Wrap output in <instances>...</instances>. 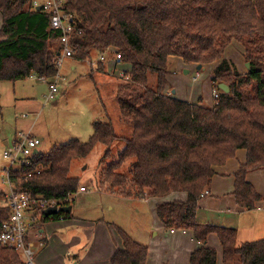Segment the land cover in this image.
I'll list each match as a JSON object with an SVG mask.
<instances>
[{"label":"trees","instance_id":"16d2710c","mask_svg":"<svg viewBox=\"0 0 264 264\" xmlns=\"http://www.w3.org/2000/svg\"><path fill=\"white\" fill-rule=\"evenodd\" d=\"M35 1L0 0V81L16 83L32 75L49 81L58 73L63 32L51 29V14L38 11ZM63 9L71 17L75 59H92L110 49L121 55L114 71L119 64L130 68L119 70L130 82L119 87L116 99L120 120L132 127V135L120 137L112 123L96 121L87 142L54 146L9 173L16 190L72 207L81 188L79 179L70 176L73 161L87 158L98 145L107 148L108 159L111 147L122 141V152L108 164L101 162L98 191L123 199L185 193L186 202L158 205L157 216L166 229L191 231L203 245L193 251L190 264H217V252L205 246L211 234L220 239L225 264H264V239L239 245L235 229L197 221L213 167L238 150H246L247 159L235 175L236 203L253 210L261 199L246 176L264 169V0H65ZM234 42L246 50L247 74L225 58ZM171 58L198 66L220 62L212 82L226 84L230 92L221 91L213 108L172 97L166 92ZM125 166L127 173L121 172ZM38 168L42 171L35 174ZM29 173L34 175L28 178ZM44 213L39 224L71 217ZM9 216V208L0 207V225ZM118 232L123 248L111 264H146L147 246ZM0 264L26 263L16 250L0 245Z\"/></svg>","mask_w":264,"mask_h":264},{"label":"crops","instance_id":"0c3cea01","mask_svg":"<svg viewBox=\"0 0 264 264\" xmlns=\"http://www.w3.org/2000/svg\"><path fill=\"white\" fill-rule=\"evenodd\" d=\"M245 52V48L237 42L232 43L225 51V58L233 63L240 74L248 73ZM97 59L98 55H95L91 60ZM66 62H69L68 71L71 73H76L80 66L84 67L80 64L90 66L87 61L77 59H68L64 64ZM219 63L204 65L198 69V65H186L182 59L171 58L166 92L190 104L213 108L215 105L213 90L217 89L218 85L213 84L212 78ZM115 64L117 65L115 58L110 56L103 67L108 71V68L113 69ZM123 67L130 70L128 66L119 64L118 71L125 70ZM62 68L60 75L65 81L66 74L61 72ZM99 71L90 66L88 74L95 83L100 79L97 75L103 73ZM201 71H205L203 77L207 75L206 79L200 80ZM82 72L85 73L84 70ZM126 130L128 134L120 137L129 138L132 135L131 127H127ZM4 145L10 144L5 140ZM246 159L247 151L241 149L224 165L213 167L214 175L207 190L208 195L199 202L197 213L199 224L235 229L239 245L264 239V169L251 171L246 176L247 182L261 196L255 209L241 208L233 195L235 175L241 165L246 163ZM0 192L3 193L0 196V207L7 208L8 193L6 194L3 189H0ZM77 195H79L77 200L72 198L74 203L70 218L40 224L29 232L28 242L33 245V264H111L116 251L123 248L118 229L147 246L146 264H190L193 251L203 246L194 238L191 231L168 230L157 216L158 205L186 202L188 196L185 193H172L163 199H123L98 190L91 193L89 190L79 191L75 196ZM78 201L80 205L76 204ZM121 202L128 204L135 202L132 215L124 214L128 221L125 223L114 218L117 209L123 208L126 204ZM205 246L214 249L217 252V264H223V247L216 234L209 235ZM20 258L28 264L22 255Z\"/></svg>","mask_w":264,"mask_h":264},{"label":"rangeland","instance_id":"374dc122","mask_svg":"<svg viewBox=\"0 0 264 264\" xmlns=\"http://www.w3.org/2000/svg\"><path fill=\"white\" fill-rule=\"evenodd\" d=\"M1 25L0 13V28ZM80 65L84 67L80 66L76 73H71L68 71L69 62L64 64L61 72L66 74V80L59 82V93L52 101L46 99L51 80L41 81L36 75H32L16 83L0 81V189L6 194L9 193V186L4 183L7 181L4 168L10 162L3 155L6 150L12 148L19 133L31 134L39 138L42 141L38 148L40 154H47L54 146L65 145L72 140L87 142L93 134L92 124L96 121L112 123L119 136L128 134L126 129L131 126L120 120L116 93L119 87L129 82L117 75L118 70L108 68L107 71L105 68L102 70L98 68L97 70L104 74H96L100 79L95 83L88 74L90 66L84 63ZM83 70L85 73L82 72ZM204 72L201 71L200 80L206 79L207 75L203 77ZM155 80L156 77L151 75V85H155ZM5 140L9 142V147L4 145ZM124 147L122 141L116 142L111 147V156L106 159L107 148L104 145L96 146L87 158L73 161L70 176L79 179L80 187H85L90 193L94 192L97 190L101 162L110 163ZM127 170L128 166H125L121 172L127 173ZM2 194L0 192V196ZM78 196L74 198L77 200ZM134 203H126L123 208H118L114 218H118L122 223L128 222L124 214H131L135 208ZM23 258L25 259L24 256Z\"/></svg>","mask_w":264,"mask_h":264},{"label":"built area","instance_id":"2783aa9c","mask_svg":"<svg viewBox=\"0 0 264 264\" xmlns=\"http://www.w3.org/2000/svg\"><path fill=\"white\" fill-rule=\"evenodd\" d=\"M65 0H36L34 2L35 8L44 9L50 13V25L53 30H61L63 37L61 39V52L56 59V67L58 73L54 79L51 80L49 86V93L47 95V101L54 100L59 93L58 84L60 81H64V78L60 75V69L64 62L68 59H75V50L70 43V35L73 32V26L71 24V17L64 11L63 5ZM113 56L116 61L121 60V55L114 51L108 50L98 56L97 60L87 61L92 68L98 69L109 61V57ZM116 71V70H115ZM120 78L130 82V77L126 76L123 72L117 73ZM199 77V74H197ZM221 90L216 89L213 91V97L216 101L220 95ZM19 135V136H18ZM17 135L16 142L12 148H9L4 152V158L10 163L4 169V173L7 176V181H4L9 186V193L7 196L8 205L10 210V216L8 220L0 225V245L16 250L19 255L25 257L28 264H33V245L28 242L29 232L39 226L41 221V213L48 208L57 206L56 202L49 201L40 197H34L28 191L16 190L15 185L12 184L9 173L15 171L21 166L31 165L32 159L39 154L38 148L41 146V140L33 137L31 134L19 133ZM10 145H8L9 147ZM42 170L39 168L34 172L40 174ZM34 173H29L28 178H31ZM87 189L81 187L80 191L85 192ZM208 195L206 190L202 197Z\"/></svg>","mask_w":264,"mask_h":264},{"label":"water","instance_id":"95a60500","mask_svg":"<svg viewBox=\"0 0 264 264\" xmlns=\"http://www.w3.org/2000/svg\"><path fill=\"white\" fill-rule=\"evenodd\" d=\"M37 10L39 11V10H41V8H38ZM246 66H247L248 69L250 68V64L249 63H247ZM198 69H201V65L198 66ZM218 87L224 94H228L230 92L229 87L226 84H224V83L219 84ZM71 210H72L71 207L58 208V206H53V207L48 208L45 211L44 214H45L46 217H52V216H54V215H56V214H58L60 212H63V213H66V214H70Z\"/></svg>","mask_w":264,"mask_h":264}]
</instances>
